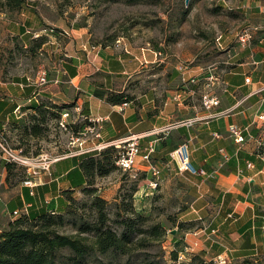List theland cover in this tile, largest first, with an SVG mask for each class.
Returning <instances> with one entry per match:
<instances>
[{"label":"crops","instance_id":"crops-1","mask_svg":"<svg viewBox=\"0 0 264 264\" xmlns=\"http://www.w3.org/2000/svg\"><path fill=\"white\" fill-rule=\"evenodd\" d=\"M3 1L0 0V26L4 23L7 32L20 39L24 47L41 39L43 43L34 53L47 56L49 63L44 60L32 77L18 75L11 82L0 78V136H11L12 122L21 121L31 111L35 112L33 107L45 104L56 105L62 112L70 111L68 122L78 132L64 131L58 123L69 140L90 124L100 130L98 137H89L86 146H110L138 135L142 153L154 147L152 160L161 174H166V168L174 161L171 153L186 143L190 161L197 170L188 174L196 179L199 192L197 209L189 213L193 219L208 220L185 234L186 252L204 253L208 260L220 254L232 260L248 257L262 260L264 160L259 154L264 148V123L258 120V115L264 112V0H239L243 8L230 17L240 22L237 31L226 32L212 45L223 56L222 61L207 67L198 63L183 66L179 62L170 70L162 65L164 60H158L161 48L157 53L129 50L115 42L93 46L87 43L86 28L55 33L26 0L23 10L17 12V19L8 21L2 10ZM222 1L226 5L231 0ZM187 19L188 16L182 19L180 15L174 22L180 25ZM246 24H257L260 28L253 40L242 46L238 37ZM44 72L47 84L40 82ZM193 78L195 82H191ZM211 88L220 101L212 111L202 105L203 94ZM181 90L186 92L183 101L175 98ZM106 93H123L131 99L113 104L106 99L107 95L104 98L98 95ZM91 119L101 121L95 123ZM189 119L195 122L184 124ZM232 124L248 128L243 144L230 139L228 128ZM96 152L53 161L48 172L35 178L33 188L23 181L7 182V170L2 166L0 233L21 214L37 215L59 209L66 190H74L75 197L80 195L87 184L80 164L86 154ZM0 158L5 160L3 155ZM138 163V177L144 172L151 173L141 157ZM105 177L96 180L98 193L107 200L116 198L122 179L117 178L106 188L100 183ZM14 211L20 214L14 215Z\"/></svg>","mask_w":264,"mask_h":264},{"label":"rangeland","instance_id":"rangeland-1","mask_svg":"<svg viewBox=\"0 0 264 264\" xmlns=\"http://www.w3.org/2000/svg\"><path fill=\"white\" fill-rule=\"evenodd\" d=\"M26 1L34 7L32 10L45 20V25L53 28L55 33L63 31V29L69 31L71 28H86L89 40L87 43L93 46L110 44L120 39L122 41L120 45L129 50L141 51V49H145L157 53L160 52V48L166 50L165 53L161 50L162 55L158 54V60H164L162 65L167 66L168 70L174 68L175 64L179 62L183 66L198 63L207 67L216 61H222L223 56L217 54L212 45L216 38L224 37L226 32L237 31L240 22L232 20L230 17L234 14L238 15L235 12L241 10L239 8H243L240 7L243 4L239 3V0L228 1L226 5L222 0H192V7L187 13L188 19L178 25L174 21L185 11L187 7L185 0ZM221 4L224 5L223 9H220ZM4 12H6L5 18L8 21L17 19V11L11 9ZM253 27L260 28L257 24H246L243 25L241 31ZM169 40L171 41L168 45ZM29 48L30 44L28 47H24V43L7 32L6 25L2 23L0 26V78L3 81L11 82L18 75L32 77L34 71L44 60L49 63L47 56H41L38 52L36 55ZM212 92L211 88L210 93ZM44 128L41 142L31 137L23 142L17 130L7 137L8 142L12 147L22 145L30 152L41 150L50 156H59L69 150L77 149L74 146L72 148L71 139L69 140L65 132L58 126L55 127L50 118L47 119ZM0 155L2 156L1 150ZM3 161L5 160L0 158V170ZM170 168H166V174L164 172L160 174V182L156 189H151L149 186V182L154 180L151 173L144 172L142 176L133 178L121 169L114 170L100 183L107 188L109 183H113L117 178H125L123 193L126 188L135 184L138 190L134 194L133 200L137 210L145 215L153 213L154 218L159 220L167 230L165 241L159 246H154L153 250L172 264L170 253L175 249L174 236L176 235L180 240L186 236L187 232H192L207 224L208 220L193 219L192 213H189L196 211L195 201L199 195L194 176L181 173L175 161L170 163ZM143 179H147L146 182H143ZM76 198L83 201L86 197L80 194ZM114 199L112 197L109 201L112 202ZM191 206L194 210L191 209ZM182 209H185L184 213H182ZM169 216L177 218L178 221H185L188 229L184 232L180 230L168 219ZM66 231L73 232L70 228H67ZM187 254V252H180L178 260L180 262L187 260ZM100 259V261H96V264H125L126 262V259L114 258L112 255L102 256ZM229 259L228 264H241L243 261L241 259L232 260L231 257ZM254 261L264 264V255L262 260Z\"/></svg>","mask_w":264,"mask_h":264},{"label":"trees","instance_id":"trees-1","mask_svg":"<svg viewBox=\"0 0 264 264\" xmlns=\"http://www.w3.org/2000/svg\"><path fill=\"white\" fill-rule=\"evenodd\" d=\"M133 0H130L132 2ZM186 4V2H185ZM3 11L20 12L25 0H4ZM192 0L184 12L182 19L188 16ZM116 42V41H115ZM42 40L30 45V51L36 52ZM97 94V92H96ZM113 103H123L131 99L123 93L98 94ZM35 112L28 113L21 121L12 122L11 131H19L20 139L26 142L28 137L41 138L47 119L58 126L61 118L60 107L40 104L33 107ZM69 129L77 133L76 126L69 124ZM7 135L0 137L8 142ZM21 150L28 157H37L43 152H30L22 145L13 147ZM119 147L110 145L93 154H86L80 164L86 176L87 184L81 189L85 200L79 201L74 190L64 191L65 200L60 202L57 210L44 211L37 215L21 214L2 228L0 233V264H96L100 257L112 255L114 258L126 259L125 264H170L164 257L154 252L153 247L165 241L167 230L153 213L145 215L137 210L133 196L137 192L135 184L126 188L125 178L114 201H109L98 193L96 186L98 177L109 176L120 169L117 164ZM3 167L7 170V182L15 184L26 178L25 168L5 160ZM128 174V173H127ZM182 213L185 209L181 210ZM183 232L188 229L185 221L168 217ZM70 228L73 232H67ZM175 249L171 250L172 264H215L208 260L204 253L188 255V259L180 262L179 253H186L184 237L180 240L174 236ZM241 264H261L246 258Z\"/></svg>","mask_w":264,"mask_h":264},{"label":"built area","instance_id":"built-area-1","mask_svg":"<svg viewBox=\"0 0 264 264\" xmlns=\"http://www.w3.org/2000/svg\"><path fill=\"white\" fill-rule=\"evenodd\" d=\"M258 32L257 27L253 28H246L241 32V34L238 37V41L242 46H247L254 38L255 33ZM222 37L217 38L218 41H220ZM121 40L117 39L116 44L120 45ZM211 79H213V76H210ZM196 79L193 78L191 82H195ZM40 82L43 84H47V74L44 72L40 77ZM247 82H249V78H247ZM211 87V84H210ZM186 97V92L184 90L178 91L175 95V98L177 100L183 101ZM220 101L217 96L210 92H205L202 96V105L204 109L212 111L214 108H216L219 105ZM127 103H125L126 105ZM72 114L69 110L65 109L61 113V119L59 121V126L64 131H69V122L68 119L70 118ZM258 120L264 123V112L258 115ZM101 119H91V122L98 123ZM195 122L194 119H189L184 124L186 125H192ZM248 130L247 127L241 128L235 124H232L228 128V133L230 139L235 142L236 144H243L245 142V136L244 132ZM99 131L97 130L96 126L94 124L88 125L85 129H83L81 132H79L77 135L71 136V146L73 148L77 147L76 150L72 149L68 153L64 155L59 156H50L49 154L43 152L37 157H28L22 154L21 150L15 149L12 146H10L9 142L4 141L3 139H0V150L5 158V160L10 161L18 164L19 166H22L25 168L26 172V178L23 181V184L25 186H28L30 188H33L35 185V178L39 176L42 172H48L51 167V163L53 161H56L62 157L73 155L74 154H84L88 153L94 150H103L108 145H99L96 147H89L86 146L89 137L99 136ZM1 137V136H0ZM114 145L118 148L119 147V153L118 158L116 161L117 166L123 171L127 172L130 176L133 178H137L139 176V172L137 169L138 158L141 157V161L148 163L149 171L153 174L154 180H151L149 182V186L151 189H156L160 182V174L161 170L153 162L152 160V154L154 152V147H150L145 153H142L141 147H140V137L138 135H131L127 138H124L122 140H119L114 143ZM171 158L177 163L178 169L181 173H197V170L194 168L193 163L190 161V152L188 144L184 143L179 146V148L175 149L171 153ZM259 158L264 160V148L263 151L259 154ZM251 166V164H249ZM192 209V206H191ZM194 210V208L192 209ZM14 215H19V211H14ZM186 250V249H185ZM181 258V257H180ZM228 257L224 256L223 254L217 255L213 261L215 264H228Z\"/></svg>","mask_w":264,"mask_h":264},{"label":"water","instance_id":"water-1","mask_svg":"<svg viewBox=\"0 0 264 264\" xmlns=\"http://www.w3.org/2000/svg\"><path fill=\"white\" fill-rule=\"evenodd\" d=\"M185 2L188 4L190 2V0H185Z\"/></svg>","mask_w":264,"mask_h":264}]
</instances>
